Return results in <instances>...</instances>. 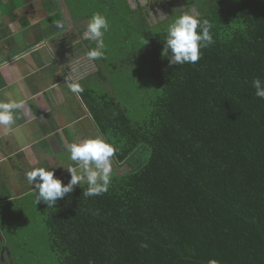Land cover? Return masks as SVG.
Segmentation results:
<instances>
[{"label": "trees", "instance_id": "16d2710c", "mask_svg": "<svg viewBox=\"0 0 264 264\" xmlns=\"http://www.w3.org/2000/svg\"><path fill=\"white\" fill-rule=\"evenodd\" d=\"M68 4L80 37L93 14L108 21L79 94L117 173L54 207L38 193L0 204V264H264V99L251 84L264 80V0ZM182 12L209 20L214 42L170 67L164 37Z\"/></svg>", "mask_w": 264, "mask_h": 264}, {"label": "crops", "instance_id": "0c3cea01", "mask_svg": "<svg viewBox=\"0 0 264 264\" xmlns=\"http://www.w3.org/2000/svg\"><path fill=\"white\" fill-rule=\"evenodd\" d=\"M76 24L68 0H0V101L24 105L0 126V204L38 193L27 179L36 168L66 185L76 167L66 145L102 136L66 82L96 71Z\"/></svg>", "mask_w": 264, "mask_h": 264}, {"label": "clouds", "instance_id": "9594fccd", "mask_svg": "<svg viewBox=\"0 0 264 264\" xmlns=\"http://www.w3.org/2000/svg\"><path fill=\"white\" fill-rule=\"evenodd\" d=\"M108 28L107 18L100 13L93 14L88 21L87 29L81 39L95 43V48L86 54L89 59L96 60L103 57L105 49L103 36ZM211 28L209 20L200 19L192 12H182L178 15L168 25L163 42L162 55L169 57V66L196 63L200 59V50L214 42L210 34ZM66 82L71 92L75 94L83 92L81 84L72 76H69ZM251 84L255 89L256 97L264 99V80L257 77ZM22 107H24L22 101H0V126H10L14 122V110ZM66 148L70 153V160L76 165L67 168L71 179L66 185L55 178L53 170L36 168L28 172L27 179L38 192L37 205L44 202L48 208L54 207L59 199L72 192L74 186L80 185L82 181L88 185L83 193L84 196L99 195L108 191L112 172L111 158L115 155L114 146L106 142L102 136H98L73 142L66 145ZM208 264H218V262L212 259Z\"/></svg>", "mask_w": 264, "mask_h": 264}, {"label": "rangeland", "instance_id": "374dc122", "mask_svg": "<svg viewBox=\"0 0 264 264\" xmlns=\"http://www.w3.org/2000/svg\"><path fill=\"white\" fill-rule=\"evenodd\" d=\"M141 1H143V2H145V0H141ZM164 6V5H163ZM163 6H158V7H156L154 10V12H153V20H155L156 18H158V19H161V16L164 14V7ZM156 12L157 13H160V15L158 14H156ZM111 167H112V169L114 170V173H117V168H115L114 166H113V161H112V163H111ZM113 170H112V172H113ZM111 172V173H112ZM112 175V174H111Z\"/></svg>", "mask_w": 264, "mask_h": 264}, {"label": "flooded vegetation", "instance_id": "af4514ba", "mask_svg": "<svg viewBox=\"0 0 264 264\" xmlns=\"http://www.w3.org/2000/svg\"><path fill=\"white\" fill-rule=\"evenodd\" d=\"M156 14H157V15H158V14L160 15V13H156ZM85 71H86V72H88V71H89V69H87V68H86V69H85Z\"/></svg>", "mask_w": 264, "mask_h": 264}]
</instances>
